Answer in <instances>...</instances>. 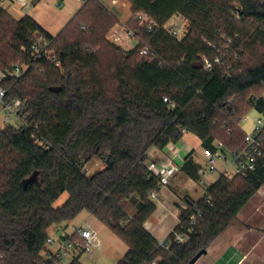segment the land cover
<instances>
[{
	"label": "trees",
	"instance_id": "16d2710c",
	"mask_svg": "<svg viewBox=\"0 0 264 264\" xmlns=\"http://www.w3.org/2000/svg\"><path fill=\"white\" fill-rule=\"evenodd\" d=\"M122 1L132 14L126 26L141 40L129 52L105 39L119 20L101 1L88 0L56 36L31 16L17 21L0 8L1 70L32 63L39 35L62 65L41 58L3 84L6 102L24 103L29 127L0 130V264H57L44 255L49 230L83 213L128 247L118 264H189L264 187L263 158L254 172L211 184V204L186 198L169 249L145 228L157 210L151 193L161 189L148 171L151 149L163 151L191 133L207 152L221 142L235 153L246 146L241 122L251 110L264 112L263 95L248 99L249 112L241 105L248 92L264 89V0ZM138 13L157 26L153 34ZM177 14L189 23L182 40L165 30ZM145 43L155 54L141 55ZM217 56L227 64L206 72L203 59ZM93 159L104 166L87 175ZM199 169L190 155L181 172L198 180ZM65 193L67 202L55 208Z\"/></svg>",
	"mask_w": 264,
	"mask_h": 264
},
{
	"label": "built area",
	"instance_id": "2783aa9c",
	"mask_svg": "<svg viewBox=\"0 0 264 264\" xmlns=\"http://www.w3.org/2000/svg\"><path fill=\"white\" fill-rule=\"evenodd\" d=\"M77 1L85 4L88 0ZM56 4L59 5L58 3ZM112 4L114 6L120 4L124 7L127 6V3H122L117 0H114ZM9 7H18L20 10L25 11L31 9V4L28 0H0V8L7 11ZM135 19L140 22V26L146 25L150 34H153L156 31L157 26L146 14L138 13L135 16ZM188 27V20L182 14H177L171 19L169 24L165 27V30L177 40H182L188 34ZM122 34H124V36H122ZM122 34L117 37L118 35L115 33V35H113L114 40L119 42L121 40L129 39L136 40L137 44L141 43V40L137 37L136 32L126 28V26L122 29ZM232 43V40H228L227 42L229 46H231ZM151 53H154L153 49L145 43L141 49V55L149 56ZM31 54L32 63L44 58L55 67H62L55 52L51 49L50 41L42 35H39L36 38L31 48ZM236 59H238V56ZM32 63L18 64L12 69H7L5 71L0 69V110L2 113L1 129L11 125L12 120L14 119L20 122L22 126H25L26 128L29 127L27 122L28 114L24 103L21 100L6 102L5 99L8 91L3 87V84L8 79L22 78L31 68ZM225 64L227 63H225L222 56H217L214 60H208L206 58L203 59L204 70L208 73H213L215 67ZM165 101H167V99ZM259 114H261L262 118L257 119L254 123L253 131L250 134H246V146L243 150L230 153L227 151L223 143L216 142L215 151L207 152L206 163L208 168H202L199 170V178L197 180L198 185L206 186L208 184V174L215 171L219 172V178L226 177L227 179H232L236 176L247 175L256 170L259 160L264 158V112ZM219 165L222 167V170L218 168ZM147 167L148 171L158 178L161 188L167 187L172 182L173 178L181 172V166L177 165L171 159L163 162L151 161ZM84 171L86 173L88 172L86 166L84 167ZM210 186L211 185L206 187L205 194L202 197V199H204L208 204H211V199L208 194ZM157 193L158 192L151 193L152 200L156 198ZM191 220L195 221L196 215H192ZM175 236L177 242H186V238L182 235L175 233ZM161 246L165 249H169V244L167 242L162 243ZM101 247L102 240L98 231L87 222H84L83 224L73 228V232L66 235L63 239L56 240L55 238L49 237L47 241L48 250L46 252V258L54 260L57 264H63V261L69 258H72L73 261L76 257L92 255L94 252L100 250ZM49 249L52 250L49 251ZM151 264L157 263L153 262Z\"/></svg>",
	"mask_w": 264,
	"mask_h": 264
},
{
	"label": "crops",
	"instance_id": "0c3cea01",
	"mask_svg": "<svg viewBox=\"0 0 264 264\" xmlns=\"http://www.w3.org/2000/svg\"><path fill=\"white\" fill-rule=\"evenodd\" d=\"M28 1L32 6L31 11L29 12L22 11L18 7H9L7 11L9 12L11 9L15 10L13 15H11L17 21H20L27 15L31 16L40 24V26L54 36L58 35L67 26L70 20L74 18L83 6V4L80 3V6L75 7L72 3L73 0H50L53 1L55 6L65 8V14L63 17H66V21L63 24L60 23L58 26V32L53 33L51 31V25L44 21L48 17H45V15H47L45 10H48L49 8V4L46 3L47 1ZM100 1L118 18L119 24L113 29V32L116 33V35H121L122 29L127 25V21L130 18V6L127 5L124 7L121 4L114 6L112 4L114 0ZM59 18L62 19V16L59 15ZM136 46L137 45H135V47ZM187 138H194L202 145V142L195 135L187 133L180 143L171 144L163 151L151 149L149 152L150 161L163 162L171 159L177 165L182 167L186 159L191 155V159L194 163L202 166L196 161V150ZM198 190V183L182 172L174 177L167 187L161 188L157 193L156 198L153 200L157 205V210L146 222L145 228L159 241L160 244L166 242L170 234L173 233L175 228L179 225L181 210L187 208L185 199L190 198L192 201L196 202L202 199L205 194V189L202 190L199 195L197 194ZM250 207L251 210L249 209ZM134 213L135 210L132 209L131 214ZM86 217L94 218L90 214H87ZM75 220L69 225L74 224ZM94 220L96 219L94 218ZM84 221H87V219ZM96 222L99 223L98 220H96ZM99 224L102 226L101 223ZM72 226L77 227L78 225ZM73 227L72 229H69L68 225L65 228L62 226H53L50 230H54L56 233L55 239L59 240L63 239L66 235L71 234L73 232ZM50 250L52 249H49V251ZM196 264H264V187L261 188L255 198L238 215L233 224L216 239L207 250V254Z\"/></svg>",
	"mask_w": 264,
	"mask_h": 264
},
{
	"label": "rangeland",
	"instance_id": "374dc122",
	"mask_svg": "<svg viewBox=\"0 0 264 264\" xmlns=\"http://www.w3.org/2000/svg\"><path fill=\"white\" fill-rule=\"evenodd\" d=\"M46 1H47L46 3L49 4V8H48V10H45V13L47 14V15H45V17L46 16H48V17L44 21L47 22L48 24H50L51 25L50 26L51 31L53 33H56L59 30L57 28H59L58 26L60 25V23L63 24L66 21V17H63L65 14V8L55 6L53 4V1H50V0H46ZM121 2L126 3L124 1H121ZM72 3L74 4L75 7L81 5L76 0H73ZM31 8H32V6H31ZM29 11H31V9L25 10V12H29ZM14 12H15V10L11 9L8 12V14L10 16H12ZM59 15L62 16V19L59 18ZM129 15H130L129 16L130 18L128 17L129 18L128 21L132 18V14H129ZM124 21H126V20H124ZM126 28H127V26H126ZM113 29L106 33L105 39H108V41L111 44L120 47V49H122L125 52L132 51L135 48V45H137L136 40H130L129 41V39H125V40H121L119 42H116L113 38V35H115V33L113 32ZM122 36H124V34H122ZM117 37H119V35ZM127 40H128V42H127ZM125 41H126V43H125ZM1 53L4 54V58L2 61H7L9 63L10 62L9 59L6 58V55L9 56V58H10L9 49L2 50ZM261 95L264 96V89H257V90H253L251 92H248L246 94V96L242 98L243 100L241 101V105L243 108L246 109L245 110L246 112H249V110H250V107L248 105V99H250L252 97H261ZM260 118H262V116H261V114H259V112H257L256 110H251L247 114L245 119L241 122V124H240L241 129L244 131V133L250 134L253 131L254 123L256 122L257 119H260ZM1 121H2V113L0 110V130L2 127ZM11 125L16 127V128L21 126L20 122H18L15 119L12 120ZM187 140L193 145V147L196 150L195 159L198 163H200L202 165V166H200V168H208L207 163H206V155H207L206 150L202 147V145L200 144V142H198V140H196L194 138H187ZM103 166L104 165H103V162L101 160L93 159L92 161H90L86 165L88 175H93L95 172L101 170L103 168ZM218 168L220 170H222V167L220 165L218 166ZM180 173H182V172H180ZM219 175L220 174L217 171H215L213 173H209L207 176L208 184L206 186L199 185V190L197 191V194L198 195L201 194V191L204 189L206 191V187L213 184L214 182H216V180L219 179ZM195 181L197 182V180H195ZM195 196H197V195H195ZM68 198H69L68 193L63 194L60 197V199L55 203V208H59V207L63 206L67 202ZM249 209L251 210V207ZM87 214L88 213L81 214L75 220V223L68 225V227H69V229H72V227H73L72 225H78L79 226V224L81 225L84 222H87L88 224L93 226L98 231L99 236L102 240V247L100 250L94 252L92 255L80 256V258H79L80 262L82 264H118V262L120 260H122L123 257L126 255V252H128V247L119 238H117L116 235L113 234V232L108 227L103 225L101 222H99V223H101L102 226L98 222H96L97 219L94 220V218H87L86 217ZM86 219H87V221H84ZM62 227L65 228L67 226H62ZM75 227H73V228H75ZM49 234H50L49 237H51V238L56 237V233L54 232V230H49ZM44 255L46 256V253ZM71 261H72V258L66 259L63 261V264H69Z\"/></svg>",
	"mask_w": 264,
	"mask_h": 264
},
{
	"label": "water",
	"instance_id": "95a60500",
	"mask_svg": "<svg viewBox=\"0 0 264 264\" xmlns=\"http://www.w3.org/2000/svg\"><path fill=\"white\" fill-rule=\"evenodd\" d=\"M199 68L201 65L199 64ZM37 175H34L31 180H34ZM28 182V181H27ZM207 254V250L200 251L190 262L189 264H196L203 256Z\"/></svg>",
	"mask_w": 264,
	"mask_h": 264
}]
</instances>
